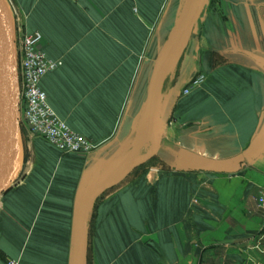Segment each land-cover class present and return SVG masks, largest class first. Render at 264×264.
I'll use <instances>...</instances> for the list:
<instances>
[{
	"label": "crops",
	"instance_id": "obj_1",
	"mask_svg": "<svg viewBox=\"0 0 264 264\" xmlns=\"http://www.w3.org/2000/svg\"><path fill=\"white\" fill-rule=\"evenodd\" d=\"M10 1L61 62L40 85L48 103L93 149L65 156L29 142L35 167L18 180V164L0 199V244L8 263L70 264L82 189L135 147L149 149V82L184 0ZM159 113L156 156L102 205L100 231L127 233H104L96 264H161L156 248L166 264H264L255 204L264 187V0L205 1L172 53ZM188 160L228 171H191Z\"/></svg>",
	"mask_w": 264,
	"mask_h": 264
},
{
	"label": "water",
	"instance_id": "obj_2",
	"mask_svg": "<svg viewBox=\"0 0 264 264\" xmlns=\"http://www.w3.org/2000/svg\"><path fill=\"white\" fill-rule=\"evenodd\" d=\"M206 0H184L180 14L174 27L163 45L155 62L149 82L145 115L149 127V149L140 154L142 146L132 149L127 160L114 171L104 173L87 184L75 201V212L72 227V249L70 264H87V257L83 251L82 243L85 234L88 209L92 201L102 196L105 192L118 187L136 168L153 159L160 146V87L164 73L172 62V53L180 43L181 36L187 34L200 13ZM13 24L10 11L4 0H0V194L11 184L17 172L16 152L18 125L16 111L18 103V89L15 79L14 67V41ZM181 54L176 55V63ZM18 152V151H17ZM187 169L191 171L227 172L218 165L188 160ZM161 264H166L162 253Z\"/></svg>",
	"mask_w": 264,
	"mask_h": 264
},
{
	"label": "built area",
	"instance_id": "obj_3",
	"mask_svg": "<svg viewBox=\"0 0 264 264\" xmlns=\"http://www.w3.org/2000/svg\"><path fill=\"white\" fill-rule=\"evenodd\" d=\"M14 41L15 79L18 89L16 121L18 132L25 130L32 138L40 139L56 149L61 155H86L93 144L71 129L48 103L41 82L47 74L61 66L58 60L49 59L42 49V35L29 32L26 16L11 11ZM195 80L183 91H189L199 83ZM255 204L263 215L264 223V187L255 197ZM8 264H15L9 261Z\"/></svg>",
	"mask_w": 264,
	"mask_h": 264
},
{
	"label": "rangeland",
	"instance_id": "obj_4",
	"mask_svg": "<svg viewBox=\"0 0 264 264\" xmlns=\"http://www.w3.org/2000/svg\"><path fill=\"white\" fill-rule=\"evenodd\" d=\"M6 4L8 3L11 7V1L10 0H4ZM7 4L10 14L11 10L9 5ZM12 16V14H11ZM20 132V133H19ZM17 132L18 135V156H17V164H19L20 167V173L18 180L22 178V175L26 172L25 170L32 169L31 167H35V161H36V156L32 154V152H28V150H33L35 149L34 145L30 144L29 142L31 140H34L35 138H32L25 130L20 129V131ZM25 150L27 151V155L24 154ZM145 172L144 169L139 170L138 175L141 176ZM127 183V180L122 183L120 186L110 190L109 192H106L99 198L95 199L94 201L91 202L90 207L88 209V217H89V224H86V231L84 234V253L88 254V250H91V263L90 264H96L97 263V250L98 249V244L102 242L101 240L103 239V234L104 233H117V234H126L127 231H100V229L103 227V218L102 215L100 214V211L102 209V205L106 204L110 201V198L114 197L122 188L123 186ZM3 190L1 192V198H4L9 194L11 190ZM1 201V200H0ZM1 204V202H0ZM26 232V231H25ZM28 233V232H27ZM1 243V242H0ZM3 245L0 244V264H8V257L6 255V251L4 248H2ZM5 247V246H4ZM94 249L96 250L94 253Z\"/></svg>",
	"mask_w": 264,
	"mask_h": 264
},
{
	"label": "bare ground",
	"instance_id": "obj_5",
	"mask_svg": "<svg viewBox=\"0 0 264 264\" xmlns=\"http://www.w3.org/2000/svg\"><path fill=\"white\" fill-rule=\"evenodd\" d=\"M9 9V8H8ZM183 37V35L181 36V38ZM180 38V39H181ZM18 146V145H17ZM18 147H16V152H15V154H14V157H15V159H16V153H17V151H18V149H17ZM82 247H83V251H84V239H83V243H82Z\"/></svg>",
	"mask_w": 264,
	"mask_h": 264
}]
</instances>
